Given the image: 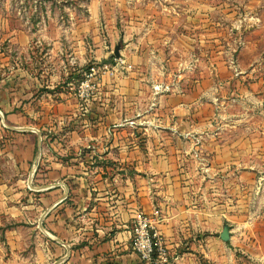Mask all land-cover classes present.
Returning a JSON list of instances; mask_svg holds the SVG:
<instances>
[{"label": "crops", "instance_id": "obj_1", "mask_svg": "<svg viewBox=\"0 0 264 264\" xmlns=\"http://www.w3.org/2000/svg\"><path fill=\"white\" fill-rule=\"evenodd\" d=\"M188 11L131 18L122 34L107 22L103 35L93 15L90 33L29 28L12 33V53L0 49V220L18 222L6 231L34 232L35 261L146 264L131 227L149 213L167 264L264 263L254 237L264 213V146L247 138L261 132L240 127L243 111L225 113L232 103L261 106V69L240 66L235 81L219 84L173 79L176 64L164 58L196 54L197 17ZM121 40L124 65L104 73L82 106L75 89L84 67L108 61ZM234 86L246 89L234 98ZM16 238L8 242L14 255L26 248Z\"/></svg>", "mask_w": 264, "mask_h": 264}, {"label": "rangeland", "instance_id": "obj_2", "mask_svg": "<svg viewBox=\"0 0 264 264\" xmlns=\"http://www.w3.org/2000/svg\"><path fill=\"white\" fill-rule=\"evenodd\" d=\"M189 6L191 14L195 11L197 17L196 54L195 56L188 55V51L181 50L180 55L176 54L174 58L171 57L172 59L164 58L163 63L166 65L176 64L169 66L171 70L173 67L175 69L173 74L176 77L173 76V79H180L181 82L186 81V84L188 81L205 80L206 85L209 83L219 84L226 79H231V76L235 81L237 68L255 63L259 64L261 70L255 71L254 74H260L264 81V0H0V21L2 18L5 19L3 27L0 22V30L4 29L3 33L0 31V37L6 35V38L0 41V49H6L9 54L12 53L13 43L10 39H12L14 31L21 30L25 34L29 32L30 28V32L35 34L44 31L59 34L65 30L84 29V33L87 34L90 33V27L86 20L94 15L96 21L102 24L99 27L100 34L107 33L104 27L107 22L113 25L117 22L119 34H122L123 26L131 18L137 19L142 16L147 18L149 15L155 18L189 15ZM204 23L206 26H203ZM183 28L184 26L180 28V31ZM243 41L250 42L248 48H246V44L243 45ZM191 43L193 46L192 41ZM121 44L122 40L119 42L120 47ZM41 48L45 50L44 47ZM124 59L125 57L120 54L119 57L113 55L109 62L90 61L84 70L92 62H95L98 65H108L109 69L104 70V73H108L114 69L117 70L118 66L124 65ZM177 64L180 65L181 70ZM183 66L186 67L183 69ZM169 67L168 70H170ZM171 70L165 72L166 77L168 74H172ZM156 75L159 78L162 76L159 73ZM245 79L252 80V78ZM234 89L236 90L234 98H237L236 94L246 88L234 86ZM253 90L259 89H250L252 92ZM258 95L261 106L249 107L246 105L243 108L241 104L232 103L226 107L225 113L230 112L237 115L243 111L245 121L240 123V127L247 131L255 129L257 131L254 132H261L260 135L247 138L250 141L254 139L256 143L264 146V87L261 88ZM222 120L221 118L219 121ZM225 128L229 129V127ZM197 154L199 155L196 158L202 160L201 153ZM261 154L264 156V152ZM205 160L207 161V157ZM250 160L251 155L246 154V164ZM261 160L263 161L264 158ZM260 168V174L264 175V164ZM17 223L9 219L8 215L0 220V250L4 255L3 264H45L42 260L35 261L36 252L33 247H35L34 240L36 238L34 232L27 228L22 232L6 231L7 228L12 227H16L15 230H17L19 227ZM241 236L243 239L245 238L244 235ZM16 237L26 243V248L18 252V255L11 252L8 244L13 239L17 240ZM254 237L260 239L264 246V213H262L261 223L254 233ZM240 262L258 264L255 261L252 262V259L247 256L243 257Z\"/></svg>", "mask_w": 264, "mask_h": 264}, {"label": "built area", "instance_id": "obj_3", "mask_svg": "<svg viewBox=\"0 0 264 264\" xmlns=\"http://www.w3.org/2000/svg\"><path fill=\"white\" fill-rule=\"evenodd\" d=\"M122 63V61H121ZM120 65V63H117ZM108 65H98L92 62L83 72L75 94L82 106L99 91L104 70ZM162 86H157L156 90ZM132 246L146 264H167L169 250L156 227V218L149 213H141L135 217L131 227Z\"/></svg>", "mask_w": 264, "mask_h": 264}, {"label": "water", "instance_id": "obj_4", "mask_svg": "<svg viewBox=\"0 0 264 264\" xmlns=\"http://www.w3.org/2000/svg\"><path fill=\"white\" fill-rule=\"evenodd\" d=\"M120 45H116L115 49H114V55L116 57H119L120 56ZM230 226L228 224H225L223 226V230L220 234V237L221 239L224 241V242H228L230 240Z\"/></svg>", "mask_w": 264, "mask_h": 264}, {"label": "trees", "instance_id": "obj_5", "mask_svg": "<svg viewBox=\"0 0 264 264\" xmlns=\"http://www.w3.org/2000/svg\"><path fill=\"white\" fill-rule=\"evenodd\" d=\"M112 57H113V55H112L111 58L108 60V62L111 61ZM80 80H81V79H80Z\"/></svg>", "mask_w": 264, "mask_h": 264}]
</instances>
